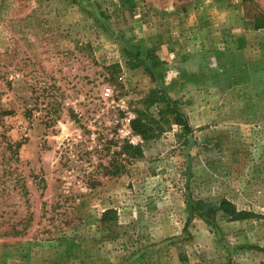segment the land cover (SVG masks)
Wrapping results in <instances>:
<instances>
[{"label": "rangeland", "instance_id": "374dc122", "mask_svg": "<svg viewBox=\"0 0 264 264\" xmlns=\"http://www.w3.org/2000/svg\"><path fill=\"white\" fill-rule=\"evenodd\" d=\"M260 20L264 0H0V264H264ZM126 45L168 70L190 144L173 125L123 152L164 80ZM225 199L258 218L184 231L189 200Z\"/></svg>", "mask_w": 264, "mask_h": 264}, {"label": "trees", "instance_id": "16d2710c", "mask_svg": "<svg viewBox=\"0 0 264 264\" xmlns=\"http://www.w3.org/2000/svg\"><path fill=\"white\" fill-rule=\"evenodd\" d=\"M263 23V24H262ZM257 28H264V22L258 21ZM126 51L130 57L128 60V67L131 70H137L140 66L144 65L150 73L157 76L156 68L160 66L153 63L152 53H143L139 49L126 45ZM147 105L146 112H139L137 118L132 120L130 126L134 133L141 136L145 142H149L159 138L166 129H171L173 125L178 126L181 129L179 137L185 139V144H190L191 135L193 129L189 124L187 115L182 110V104L175 100L169 92V89L164 87L162 83H159L157 89L150 91L149 95L145 99ZM157 107V113L151 114L149 109ZM123 152L127 153L131 157H139L142 155L141 149L125 145L123 146ZM188 208L191 212L190 217L187 219L184 231L187 232L192 222L193 212L196 210L200 218L207 222H213V220L222 213L232 222L246 221L258 218V215L251 211L238 210L237 207L229 200H222L218 206L208 205L201 201L189 200ZM179 261L182 264L187 263V259L183 254L179 255Z\"/></svg>", "mask_w": 264, "mask_h": 264}, {"label": "built area", "instance_id": "2783aa9c", "mask_svg": "<svg viewBox=\"0 0 264 264\" xmlns=\"http://www.w3.org/2000/svg\"><path fill=\"white\" fill-rule=\"evenodd\" d=\"M111 93V89H106V97H109ZM131 122H128L126 124L122 123L121 127L118 130V133L123 139V141L127 144H129L132 147H143L145 145V141L143 138L132 130L130 126Z\"/></svg>", "mask_w": 264, "mask_h": 264}, {"label": "crops", "instance_id": "0c3cea01", "mask_svg": "<svg viewBox=\"0 0 264 264\" xmlns=\"http://www.w3.org/2000/svg\"><path fill=\"white\" fill-rule=\"evenodd\" d=\"M241 43H242L243 46H244L245 42L242 41ZM166 64H167V63H166ZM166 64H162V65L166 66ZM163 68H164V67H163ZM163 68H162V69L159 68L160 71H161V73H163V78H164V80H163L161 83H162V85H163L164 87H166L167 89H169L170 95H171L172 97H174L173 94L171 93V89L173 90V88H172L170 85H168V83H167V81H166V79H167L166 72H167L168 70H164ZM165 69H166V68H165ZM174 99H175V98H174ZM175 100H176V99H175Z\"/></svg>", "mask_w": 264, "mask_h": 264}]
</instances>
